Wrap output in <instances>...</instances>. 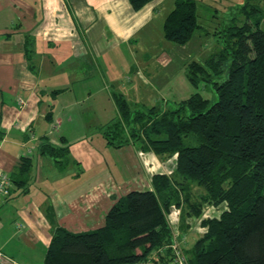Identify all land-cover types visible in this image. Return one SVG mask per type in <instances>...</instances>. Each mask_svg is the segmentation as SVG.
Masks as SVG:
<instances>
[{
    "label": "trees",
    "instance_id": "1",
    "mask_svg": "<svg viewBox=\"0 0 264 264\" xmlns=\"http://www.w3.org/2000/svg\"><path fill=\"white\" fill-rule=\"evenodd\" d=\"M128 1L138 11L153 0ZM238 11L243 21L226 29V56L221 51L186 67L188 82L209 88L214 102L196 92L134 117L140 111H128L122 98L101 132L113 148L133 143L161 159L177 155L174 173L153 175L152 189L119 197L94 231L54 228L44 264H170V250L151 258L170 243L166 212L184 203L189 216L199 217L204 202L221 213L201 222L205 232L185 250L188 264H264V1L245 0ZM197 16L196 0H176L164 21V39L186 45L201 28ZM41 144L42 154L66 163L67 146ZM30 167L23 160L13 182L24 186ZM192 184L204 189L197 203L187 193Z\"/></svg>",
    "mask_w": 264,
    "mask_h": 264
},
{
    "label": "crops",
    "instance_id": "2",
    "mask_svg": "<svg viewBox=\"0 0 264 264\" xmlns=\"http://www.w3.org/2000/svg\"><path fill=\"white\" fill-rule=\"evenodd\" d=\"M207 1L214 2L196 0ZM175 3L153 0L134 11L128 0H0V176L10 182L9 195H0V264H44L54 228L94 231L119 197L152 189L153 174L146 165L157 167V157L139 144L113 148L99 131L90 139L100 141L106 154L127 149V165L119 172L131 175L134 181L128 183L121 176L119 183L98 178L95 171L103 159L74 155L72 144L83 137L68 141L62 129L64 122L78 124L73 107L80 100L75 95L65 100L64 93L78 85L76 93L84 92L81 103L96 95L91 76L99 60L117 62L128 90L152 86L145 75L153 65L148 62L157 60V50H173L154 41L157 17L163 18L161 27ZM162 55L165 63L171 53ZM84 70L89 73L82 78ZM107 100L98 98L97 108H108ZM44 141L67 146L64 165L41 153ZM23 160H30L31 167L28 182L20 186L13 180Z\"/></svg>",
    "mask_w": 264,
    "mask_h": 264
},
{
    "label": "rangeland",
    "instance_id": "3",
    "mask_svg": "<svg viewBox=\"0 0 264 264\" xmlns=\"http://www.w3.org/2000/svg\"><path fill=\"white\" fill-rule=\"evenodd\" d=\"M238 2H240L238 6H234ZM196 4L198 14L197 21L201 28L194 33L191 40L184 46L176 45L164 39V22L160 27V22L163 18L162 16L157 17V39L153 37L154 41L157 43V47L166 46L173 50L170 51L164 48L165 50L163 52H166V55L171 53V56L167 57L168 61H165V63L159 60L164 55H162L163 52L158 50L157 60L148 62L149 64H153L152 67H149L152 76L148 75V70L145 75L149 81H151L152 86L128 90L129 88H127V85L129 86V84L126 83L125 74L122 72V68L117 66V62L113 61L114 64L111 65L112 62L99 60L98 68L93 67V76H91L92 83L95 85L92 88V92L97 90L95 87L99 89L96 95L92 94L88 102L81 103L84 101V92L81 91L76 93L78 85L72 87V93H64L65 100L75 95L80 100V104L73 107L74 117L78 116V124L72 126L64 122L62 132L67 135L68 141L75 136L83 137L80 139L78 137L79 140H77L75 144L70 142L73 143L72 148L77 151L74 155L79 153L82 160H84L85 157H87V159L96 158L99 161L103 159L101 160L103 163L102 167H97L95 171L98 178H102V180H106L107 182L119 183L118 178L121 176L123 177V181L127 183L134 181L131 180V175H121L119 172V170L123 171V169L120 168L122 165H127V149H109L108 154H106L105 151L102 150L103 147H101L100 141H90L92 134H95V132L99 131L100 133L97 134H101L102 136L101 132H103L102 130L105 127V122L117 116L118 109L116 107V102L120 99L123 98V100L128 103V106H130L129 109L127 108L128 111L133 112L136 109L140 111L132 113V115H135L134 117H137V114L141 113L142 110L146 112L148 108L152 106H157L162 109L171 107L174 103L183 101L196 92L200 93L211 102L215 101V95L209 88L204 89L203 86H200L198 89H195L188 82L186 67L188 63L192 61L203 62L210 56L216 53L219 54L221 51V55L226 56V51L222 50L223 47L227 48L230 45L226 29L231 27L234 23L239 24L243 21L241 12L238 10L239 7L242 8L245 4V0H214L212 3L207 1V4H200V2H196ZM249 5H256V2H250ZM262 23V29L264 30V12ZM224 59L226 58H223V60ZM228 59L226 63H229ZM87 73L89 72L86 70L81 71L82 78L85 77ZM225 76L226 73L224 72L222 77ZM86 79L87 78L84 79L85 83ZM70 80H72V78H69V81ZM68 85V82L65 83V87ZM61 98L60 101L62 102ZM98 98L102 99L101 103L108 99L106 101L108 108L98 109ZM106 104L104 103L105 106ZM109 106L112 107L109 108ZM113 136L115 137V135ZM56 137L59 140V136L56 135ZM78 149H80V151H78ZM90 153H92L91 157ZM155 156L157 157V165L155 164L157 167L154 168L153 164L149 163V166L146 165L149 169L147 172L153 175L164 174L166 176L174 173L177 155H172L167 159H161L157 155ZM143 158L147 161V157ZM92 173L94 176V170ZM150 173L147 175L149 176ZM189 190L192 192L187 191V193H190L191 202H199L201 195L204 194V189L192 184ZM183 204L180 206L171 205L166 212V219L171 230L170 243L160 249L158 253L152 254L151 258H158L160 254L163 255L166 250H170L172 256L170 264H188L187 258L189 256L187 257V254L185 255V250L191 248L196 240L205 232V227L201 222L205 218L218 216L219 213H221V207L218 208V206L214 204H207L204 202L199 217L189 216L187 213L188 206ZM146 264L155 263L149 261Z\"/></svg>",
    "mask_w": 264,
    "mask_h": 264
},
{
    "label": "built area",
    "instance_id": "4",
    "mask_svg": "<svg viewBox=\"0 0 264 264\" xmlns=\"http://www.w3.org/2000/svg\"><path fill=\"white\" fill-rule=\"evenodd\" d=\"M10 185L9 180L5 176H0V195L7 197L9 195L7 187ZM4 259L3 254L0 252V261ZM180 263V262H178ZM182 264V263H180Z\"/></svg>",
    "mask_w": 264,
    "mask_h": 264
}]
</instances>
